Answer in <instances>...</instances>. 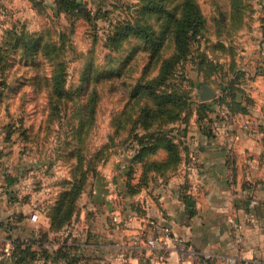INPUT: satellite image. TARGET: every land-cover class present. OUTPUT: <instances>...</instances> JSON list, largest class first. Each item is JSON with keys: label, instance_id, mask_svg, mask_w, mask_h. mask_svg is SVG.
I'll return each instance as SVG.
<instances>
[{"label": "rangeland", "instance_id": "374dc122", "mask_svg": "<svg viewBox=\"0 0 264 264\" xmlns=\"http://www.w3.org/2000/svg\"><path fill=\"white\" fill-rule=\"evenodd\" d=\"M74 1L0 0V175L21 222L0 252L11 264H111L97 219H110L112 185L130 191L143 136H179L182 153L189 132L253 108L243 36L264 27V0Z\"/></svg>", "mask_w": 264, "mask_h": 264}, {"label": "crops", "instance_id": "0c3cea01", "mask_svg": "<svg viewBox=\"0 0 264 264\" xmlns=\"http://www.w3.org/2000/svg\"><path fill=\"white\" fill-rule=\"evenodd\" d=\"M262 26V25H261ZM243 36L250 113L227 117L212 134L189 132L182 161L168 175L150 172L137 192L112 185L102 235L110 238L111 264H264V27ZM248 32V31H245ZM249 66V69L247 67ZM253 71L250 75L247 71ZM248 88V89H247ZM154 159H161L155 156ZM139 168L131 185L138 183ZM9 180V179H8ZM0 175V252L7 250L16 206L6 192L15 182ZM8 188V189H7ZM135 188V187H134ZM29 217V216H28ZM108 219V222L106 220ZM166 221L194 252L148 248L151 222ZM104 236V237H105Z\"/></svg>", "mask_w": 264, "mask_h": 264}, {"label": "trees", "instance_id": "16d2710c", "mask_svg": "<svg viewBox=\"0 0 264 264\" xmlns=\"http://www.w3.org/2000/svg\"><path fill=\"white\" fill-rule=\"evenodd\" d=\"M58 4L60 5V9L68 12L77 9L78 7V5L75 4L74 0H58ZM182 31L183 25L177 24L174 29V40L176 47H178V49L180 50H182V47L185 45L184 40L180 39ZM249 102V100L242 101V103L246 105H248ZM156 115L157 112H155L154 114L152 112L149 114H145V119L149 118V120L145 122V124L151 123ZM207 134L210 133L207 132ZM177 142H179V136L176 137L172 133L163 136V134L155 132L143 136L139 143L140 148L136 151L133 161L140 163L139 165L141 168V175L139 177L138 183L129 186V190L131 191V193L137 192V190L142 187V185L146 182L150 172H154L155 174L160 175H168L173 173L177 169L178 165L182 161L180 146L179 143L177 144ZM161 150L165 152L164 157L162 159H154V157L157 156L159 151ZM8 182H11V179H9ZM15 217L17 218V220L18 218H20L16 215ZM17 252L18 250L16 248L15 253L12 256L13 259ZM14 261L8 257L4 260L0 259V264H11Z\"/></svg>", "mask_w": 264, "mask_h": 264}, {"label": "built area", "instance_id": "2783aa9c", "mask_svg": "<svg viewBox=\"0 0 264 264\" xmlns=\"http://www.w3.org/2000/svg\"><path fill=\"white\" fill-rule=\"evenodd\" d=\"M38 213L32 212L29 214L30 221H37ZM151 235L145 241L146 246L152 250L156 251H164L168 249L170 246L175 247L180 252H194L190 247L184 242L182 238L175 235L171 229V227L167 224L166 221H156L150 223ZM196 260L199 264H211L210 259L207 255L203 254H195ZM1 257V255H0ZM232 264V261L229 262Z\"/></svg>", "mask_w": 264, "mask_h": 264}, {"label": "water", "instance_id": "95a60500", "mask_svg": "<svg viewBox=\"0 0 264 264\" xmlns=\"http://www.w3.org/2000/svg\"><path fill=\"white\" fill-rule=\"evenodd\" d=\"M213 97V92L208 89V88H203L201 90V98L203 100H208V99H211Z\"/></svg>", "mask_w": 264, "mask_h": 264}]
</instances>
